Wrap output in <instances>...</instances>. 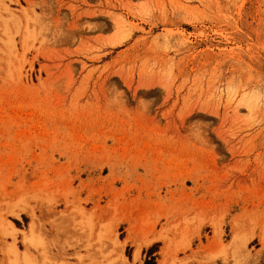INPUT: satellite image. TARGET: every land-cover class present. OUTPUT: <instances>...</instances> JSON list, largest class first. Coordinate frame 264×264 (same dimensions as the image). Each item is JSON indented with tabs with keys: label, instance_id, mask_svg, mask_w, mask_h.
I'll use <instances>...</instances> for the list:
<instances>
[{
	"label": "rangeland",
	"instance_id": "obj_1",
	"mask_svg": "<svg viewBox=\"0 0 264 264\" xmlns=\"http://www.w3.org/2000/svg\"><path fill=\"white\" fill-rule=\"evenodd\" d=\"M3 218L31 264H264V0H0Z\"/></svg>",
	"mask_w": 264,
	"mask_h": 264
},
{
	"label": "bare ground",
	"instance_id": "obj_2",
	"mask_svg": "<svg viewBox=\"0 0 264 264\" xmlns=\"http://www.w3.org/2000/svg\"><path fill=\"white\" fill-rule=\"evenodd\" d=\"M17 232L18 230L9 221L5 220L4 218L0 220L1 237L9 236L15 238ZM31 233H30V237L25 236V240L27 243L29 242L32 246L35 247L36 244L34 242L33 237H31L33 236ZM148 243H151V241H149ZM22 253H23L22 255H19V251L14 246H8V247L2 246L0 247V264H23V263L26 264L27 262L30 261V258L27 255V251H24ZM137 257H138V249L135 252L134 259L136 260Z\"/></svg>",
	"mask_w": 264,
	"mask_h": 264
}]
</instances>
